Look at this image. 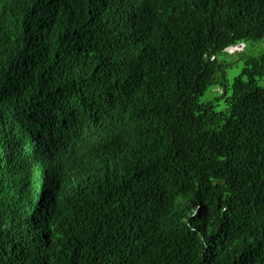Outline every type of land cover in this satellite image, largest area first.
Here are the masks:
<instances>
[{"label":"trees","instance_id":"trees-1","mask_svg":"<svg viewBox=\"0 0 264 264\" xmlns=\"http://www.w3.org/2000/svg\"><path fill=\"white\" fill-rule=\"evenodd\" d=\"M0 264H264V0H0Z\"/></svg>","mask_w":264,"mask_h":264},{"label":"clouds","instance_id":"clouds-1","mask_svg":"<svg viewBox=\"0 0 264 264\" xmlns=\"http://www.w3.org/2000/svg\"><path fill=\"white\" fill-rule=\"evenodd\" d=\"M243 45V44H242ZM236 49H241L240 47H236ZM233 50H235V48H231V49H229V51H233Z\"/></svg>","mask_w":264,"mask_h":264}]
</instances>
